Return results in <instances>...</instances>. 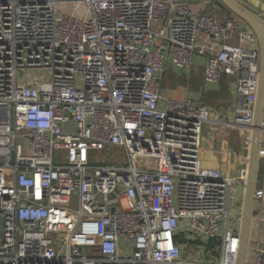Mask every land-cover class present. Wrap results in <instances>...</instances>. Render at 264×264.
<instances>
[{
	"label": "built area",
	"instance_id": "2783aa9c",
	"mask_svg": "<svg viewBox=\"0 0 264 264\" xmlns=\"http://www.w3.org/2000/svg\"><path fill=\"white\" fill-rule=\"evenodd\" d=\"M218 3L0 0V264H236L248 166L203 168L215 113L163 85L203 57L206 86L233 80L231 124L250 149L258 41ZM114 149L125 165L92 162ZM263 200L249 264H264Z\"/></svg>",
	"mask_w": 264,
	"mask_h": 264
},
{
	"label": "crops",
	"instance_id": "0c3cea01",
	"mask_svg": "<svg viewBox=\"0 0 264 264\" xmlns=\"http://www.w3.org/2000/svg\"><path fill=\"white\" fill-rule=\"evenodd\" d=\"M239 1L264 17V0ZM205 7V5H200L196 9H205ZM221 14L225 16V14ZM195 58L194 65L184 73L178 72L173 67L167 70L163 84L166 82L171 85L172 92L176 95L175 97H167L178 101L197 98L213 109L214 119L218 121L219 128L213 136L211 127H205L201 148V166L207 169L221 170L225 176H237L241 169L248 166L250 149L245 147L244 132L231 124L234 119V82L229 77H224L218 87L206 86L203 62L199 59L203 57L197 55ZM261 147H264V130L261 136ZM256 190H264V160L260 161ZM238 193H240L238 199L241 207L243 192L240 189ZM239 209L241 210V208ZM256 209L257 206L254 204L246 264L252 262L254 251L263 237L255 215ZM1 239L2 234L0 233V242ZM192 248L195 246H189L188 251Z\"/></svg>",
	"mask_w": 264,
	"mask_h": 264
},
{
	"label": "water",
	"instance_id": "95a60500",
	"mask_svg": "<svg viewBox=\"0 0 264 264\" xmlns=\"http://www.w3.org/2000/svg\"><path fill=\"white\" fill-rule=\"evenodd\" d=\"M225 10L245 23L256 35L260 55L259 91L256 113L252 128L251 145L248 161V178L244 195L241 223V245L236 264H245L250 242L253 219L255 192L260 167L259 150L264 130V17L254 12L238 0H219ZM0 233L3 234V221L0 218Z\"/></svg>",
	"mask_w": 264,
	"mask_h": 264
},
{
	"label": "rangeland",
	"instance_id": "374dc122",
	"mask_svg": "<svg viewBox=\"0 0 264 264\" xmlns=\"http://www.w3.org/2000/svg\"><path fill=\"white\" fill-rule=\"evenodd\" d=\"M216 17L222 19L225 16L221 13H215ZM164 89L166 96L175 97L176 95L172 92L173 88L168 83H164ZM92 162L95 164H112V165H125V156L122 151L119 150H104V151H96L93 153ZM71 208L76 210L78 208L77 198H73ZM193 252L192 254H202L201 247H195L190 250ZM199 257V256H198Z\"/></svg>",
	"mask_w": 264,
	"mask_h": 264
},
{
	"label": "trees",
	"instance_id": "16d2710c",
	"mask_svg": "<svg viewBox=\"0 0 264 264\" xmlns=\"http://www.w3.org/2000/svg\"><path fill=\"white\" fill-rule=\"evenodd\" d=\"M219 8L221 9L222 13L231 17L232 14L230 12H228L227 10H225V8L223 7V5L221 3H218ZM216 245L215 241H210L208 244H206L207 250H211L214 248V246Z\"/></svg>",
	"mask_w": 264,
	"mask_h": 264
}]
</instances>
